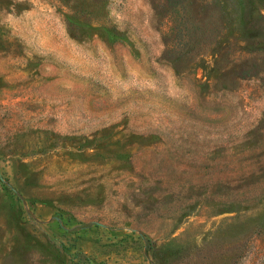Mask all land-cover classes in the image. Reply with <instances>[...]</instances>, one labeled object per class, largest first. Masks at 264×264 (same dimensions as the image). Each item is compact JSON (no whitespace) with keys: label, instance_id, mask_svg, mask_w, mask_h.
<instances>
[{"label":"rangeland","instance_id":"obj_1","mask_svg":"<svg viewBox=\"0 0 264 264\" xmlns=\"http://www.w3.org/2000/svg\"><path fill=\"white\" fill-rule=\"evenodd\" d=\"M0 0V264H264V0Z\"/></svg>","mask_w":264,"mask_h":264},{"label":"trees","instance_id":"obj_2","mask_svg":"<svg viewBox=\"0 0 264 264\" xmlns=\"http://www.w3.org/2000/svg\"><path fill=\"white\" fill-rule=\"evenodd\" d=\"M170 5L173 11L180 13L179 0H171Z\"/></svg>","mask_w":264,"mask_h":264}]
</instances>
